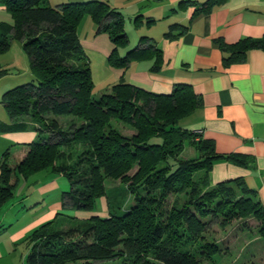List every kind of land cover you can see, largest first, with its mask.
<instances>
[{
  "label": "trees",
  "instance_id": "1",
  "mask_svg": "<svg viewBox=\"0 0 264 264\" xmlns=\"http://www.w3.org/2000/svg\"><path fill=\"white\" fill-rule=\"evenodd\" d=\"M1 1L12 22L0 24V52L11 40L20 41L33 78L2 94L0 103L11 123H0V133L23 130L30 121L37 139L13 166L9 151L2 154L0 207L12 197L17 179L48 169L68 180L69 190L62 197L72 208L91 213L86 219L66 215V225L59 214L33 231L26 240L27 264H91L121 257L123 264H203L207 256L220 252L218 244L205 241L202 234L213 221L227 225L253 216L264 235V205L241 178L206 188L213 163L225 157L211 140L179 125L202 105L189 84L155 94L117 83L109 93L93 95L89 59L78 35L83 18L89 17L98 32L109 36L112 67L126 68L146 52L137 47L118 55L128 44L118 11L101 0L56 6L48 0ZM214 2L206 1L196 14L209 12ZM177 29L186 27L174 24L165 36L172 37ZM147 42L143 37L139 46ZM260 47L264 37L224 46L228 53L223 64L242 62L248 50ZM58 117L71 118L65 129ZM186 145L196 151L194 157L181 158ZM198 171H204L205 185L195 180ZM107 178L123 184L133 204L122 213L108 209L101 217L94 212L97 199L107 200ZM169 196L174 199L167 207Z\"/></svg>",
  "mask_w": 264,
  "mask_h": 264
},
{
  "label": "crops",
  "instance_id": "2",
  "mask_svg": "<svg viewBox=\"0 0 264 264\" xmlns=\"http://www.w3.org/2000/svg\"><path fill=\"white\" fill-rule=\"evenodd\" d=\"M84 1L89 0H48L51 6ZM101 1L124 19L128 44L119 48L118 55L124 56L126 51L137 47L146 52L126 68L112 67L108 62L113 49L109 36L98 32L89 17L83 18L78 35L89 59L91 76L96 71L104 78L93 95L109 93L117 83H129L155 94L170 93L175 84H189L200 95L202 105L181 119L179 125L201 130V137L211 140L216 152L225 157L213 163L209 184L241 178L264 205V48L248 50L242 62L223 64L228 53L224 46L264 37V0H215L209 12L197 14L196 10L208 0ZM11 22V15L0 0V24ZM174 24L186 29L173 30L172 37L165 36ZM143 37L148 42L139 46ZM0 70L3 71L0 99L5 91L32 80L29 60L20 41L11 40L8 49L0 52ZM70 119L58 117L63 121L62 129ZM0 123H11L1 103ZM33 126L27 121L23 130L0 133V161L6 150L12 166L25 156L27 144L37 139ZM229 155L235 159H228ZM45 171L52 178L46 190L23 195L18 193L20 179H17L12 197L0 207V264H27L30 249L27 238L59 214L80 219L91 215L73 209L70 200L62 197L65 191L57 197V182L67 183L68 191V180L62 174ZM99 199L96 205L101 211L96 208L94 213L103 217L108 213L106 199Z\"/></svg>",
  "mask_w": 264,
  "mask_h": 264
},
{
  "label": "rangeland",
  "instance_id": "3",
  "mask_svg": "<svg viewBox=\"0 0 264 264\" xmlns=\"http://www.w3.org/2000/svg\"><path fill=\"white\" fill-rule=\"evenodd\" d=\"M92 76V79H94L93 92L95 94L100 87L99 83L102 82L104 78L101 73L96 71ZM28 80H30V78H28ZM58 123L61 125L63 121L58 120ZM180 154L181 158L187 159L194 157L196 151L191 146L186 145ZM45 170L37 171L26 177L20 178V182L17 185L18 193L31 195L33 193H42L46 190V188L49 187L48 181L52 178H50L48 173H45ZM203 174L204 171L195 173V180L200 182L198 184L203 183ZM104 185L107 196V211L110 209L112 212L122 213L124 210L130 208L133 204V199L129 196L123 184L118 180L107 178ZM203 185H205V183H203ZM209 186L211 185H207L206 188ZM56 189V195L60 198L61 193L67 189V183L65 184L62 180L57 182ZM173 199L174 196H169L167 198V207L170 206ZM99 200L100 199H97L96 204H99ZM97 210L101 211V207H97ZM64 220H66L65 217ZM67 223H70V220H66L65 225ZM61 224H64V221ZM259 224L260 222L253 216L238 217L227 225H220L219 222L215 221L209 223L202 233L203 237L207 242L217 243L220 247V252L207 256L202 263L264 264V235L259 232ZM116 251L117 250H115V252ZM91 264H123V259L121 257L110 261L92 262Z\"/></svg>",
  "mask_w": 264,
  "mask_h": 264
},
{
  "label": "built area",
  "instance_id": "4",
  "mask_svg": "<svg viewBox=\"0 0 264 264\" xmlns=\"http://www.w3.org/2000/svg\"><path fill=\"white\" fill-rule=\"evenodd\" d=\"M196 133H198V134H200L201 135V130H197V131H195Z\"/></svg>",
  "mask_w": 264,
  "mask_h": 264
}]
</instances>
